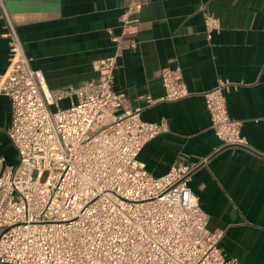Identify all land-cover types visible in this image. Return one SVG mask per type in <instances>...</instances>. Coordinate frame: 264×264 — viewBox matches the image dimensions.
<instances>
[{"label": "built area", "instance_id": "obj_1", "mask_svg": "<svg viewBox=\"0 0 264 264\" xmlns=\"http://www.w3.org/2000/svg\"><path fill=\"white\" fill-rule=\"evenodd\" d=\"M143 7L129 1L121 33L110 30L114 53L93 61L97 77L71 89L77 101L62 108L65 94L50 91L44 74L32 68L0 0L10 47L0 94L12 103L8 136L18 156L13 165L0 157V264H238L224 253V232L209 228L190 186L210 157L174 165L159 177L139 158L170 130L166 120H143L142 107L127 109L126 95L115 90L119 58L138 48ZM201 11L211 40L221 20L205 6ZM161 79L165 94L148 97L149 105L190 96L180 69L163 68ZM238 86L220 80L203 93L221 148L249 147L243 121L227 105Z\"/></svg>", "mask_w": 264, "mask_h": 264}, {"label": "crops", "instance_id": "obj_2", "mask_svg": "<svg viewBox=\"0 0 264 264\" xmlns=\"http://www.w3.org/2000/svg\"><path fill=\"white\" fill-rule=\"evenodd\" d=\"M130 0H4L33 69L47 88L77 101L71 89L97 77L93 61L114 53L112 35ZM136 50L118 60L115 90L141 118L166 120L168 133L152 139L139 158L156 177L180 163L210 157L190 180L212 231H223L221 247L238 264H264V0H140ZM220 18L211 40L201 7ZM8 28L0 9V77L10 64ZM180 69L190 96L153 105L165 94L161 70ZM220 80L239 84L227 94L233 119L243 121L249 147H223L212 128L203 93ZM53 109H55L53 107ZM12 103L0 94V157L16 164L8 130ZM220 148V149H219Z\"/></svg>", "mask_w": 264, "mask_h": 264}, {"label": "rangeland", "instance_id": "obj_3", "mask_svg": "<svg viewBox=\"0 0 264 264\" xmlns=\"http://www.w3.org/2000/svg\"><path fill=\"white\" fill-rule=\"evenodd\" d=\"M46 179V175H45V177H44V179L43 180H45Z\"/></svg>", "mask_w": 264, "mask_h": 264}]
</instances>
